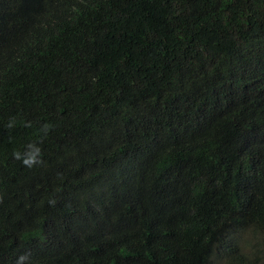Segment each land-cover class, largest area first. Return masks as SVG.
Wrapping results in <instances>:
<instances>
[{"label": "trees", "instance_id": "obj_1", "mask_svg": "<svg viewBox=\"0 0 264 264\" xmlns=\"http://www.w3.org/2000/svg\"><path fill=\"white\" fill-rule=\"evenodd\" d=\"M246 230L264 0H0V264H257Z\"/></svg>", "mask_w": 264, "mask_h": 264}, {"label": "rangeland", "instance_id": "obj_2", "mask_svg": "<svg viewBox=\"0 0 264 264\" xmlns=\"http://www.w3.org/2000/svg\"><path fill=\"white\" fill-rule=\"evenodd\" d=\"M252 231V230H251ZM250 230H246V233L244 234V240L246 241L244 243L245 245V254H249V253H256V258L258 261L256 262L257 264H259V261L261 260L263 254H264V240L262 239L261 234L256 235L257 237H252L251 235H248L249 233H252ZM254 233V232H253ZM252 233V234H253ZM262 253V255H261ZM261 257V258H260ZM219 264V263H218Z\"/></svg>", "mask_w": 264, "mask_h": 264}, {"label": "clouds", "instance_id": "obj_3", "mask_svg": "<svg viewBox=\"0 0 264 264\" xmlns=\"http://www.w3.org/2000/svg\"><path fill=\"white\" fill-rule=\"evenodd\" d=\"M25 163H27V161H25Z\"/></svg>", "mask_w": 264, "mask_h": 264}]
</instances>
